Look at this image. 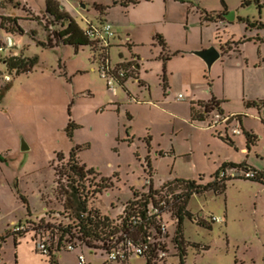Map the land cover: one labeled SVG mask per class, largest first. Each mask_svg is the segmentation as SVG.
I'll use <instances>...</instances> for the list:
<instances>
[{
  "label": "rangeland",
  "instance_id": "obj_1",
  "mask_svg": "<svg viewBox=\"0 0 264 264\" xmlns=\"http://www.w3.org/2000/svg\"><path fill=\"white\" fill-rule=\"evenodd\" d=\"M103 1L57 0L82 30L87 22L99 25L93 4ZM243 1H141L128 14L115 7L112 17L117 24L112 26L114 37L107 49L110 69L131 60L126 35L137 45L134 51L141 61L137 75L127 76L123 84L108 76L110 87L89 47L42 46L58 30H51L53 21L42 11L44 0H16L23 6L15 10L1 5L6 12L0 14L10 16L12 9L24 31L11 34L13 41L22 47L23 56L36 57L37 62L30 72L19 74L8 73L0 62L1 76L11 78L0 91V237H7L0 246V264H48L36 252L35 233L15 236L11 222H41L46 207L56 213L57 201L64 197H56L60 194L53 169L64 174L72 151L87 169L104 178L116 177L112 188L95 200L107 217L121 212V202L130 199L133 190L147 192V183L154 191L175 178L197 183L201 179L206 184L226 156H241L232 153L207 121L192 120L190 108L209 99L207 84L216 96L226 98V112H242L244 101L264 99V42L247 43L240 55H224L210 70L193 53L198 40L205 46L210 42L208 48L221 41L219 49L233 53L236 44L249 35L246 21L264 25V6L257 7L253 0L243 5ZM222 2L226 14H234L232 22L225 17L218 23L200 19L203 11L223 12ZM258 32L263 38L264 29ZM156 35L165 38V52L153 40ZM157 52L176 55L165 63L156 59ZM256 115L250 119L258 122ZM70 121L76 126L71 138L66 132ZM57 154L64 161H57ZM227 183L224 194L207 192L190 198L187 211L192 218L182 222L183 264H264V187L244 180ZM212 217L221 222H211ZM45 218L47 223L59 222L56 217ZM167 219L168 252L156 264H180L171 242L176 225ZM80 252L86 264L105 262L100 253L76 247L56 254V264H76ZM128 264L146 261L130 257Z\"/></svg>",
  "mask_w": 264,
  "mask_h": 264
},
{
  "label": "trees",
  "instance_id": "obj_2",
  "mask_svg": "<svg viewBox=\"0 0 264 264\" xmlns=\"http://www.w3.org/2000/svg\"><path fill=\"white\" fill-rule=\"evenodd\" d=\"M141 1L150 2L152 0H106L102 4H93V10L95 14L99 17L98 23L107 22L104 18L109 9L113 7H120L121 9L127 10L128 8L137 6ZM257 7L264 6L262 0H253ZM249 0H244L243 5L249 4ZM10 5L14 10L19 8V4L15 0H1V5ZM224 11L221 13H207L202 12L201 20L206 23H216L215 20L224 21L222 17L226 14L225 5ZM44 14L48 16L54 23V28L58 27L56 32H51L52 37H50L47 43H42L43 47L53 48V45H68L78 50L79 47H89L90 52L93 55L94 60L98 61V65L104 63L107 59V53L104 48H102L97 42L90 41L84 34V30L81 31L77 24L70 18L69 15L64 13V11L59 9V4L56 0H44ZM100 16H102L100 18ZM247 29L251 28H263L264 25L258 22H248L246 21ZM53 28V29H54ZM0 29H2L6 34L19 33L20 35L24 34V31L19 26L18 17H2L0 22ZM52 30V28H51ZM53 38L51 41L50 39ZM153 40L156 41V44L160 47L162 52L166 50V42L163 37L156 35L153 37ZM54 42V43H53ZM242 43V41L238 42ZM130 47V46H128ZM161 57L162 61L165 62L169 59L167 54ZM176 54H173L175 56ZM36 57L28 58L23 56L21 51V58H18L13 61H6L3 65L6 68L8 73L15 72L27 73L36 64ZM123 68V67H122ZM130 69V68H129ZM128 68L126 70H129ZM133 70H129L132 73ZM131 76V74H129ZM2 80V76L0 74ZM11 81V79H10ZM9 81V82H10ZM9 82H2V87L0 91L4 88H7ZM120 84H123L121 81ZM218 102L214 99H211L207 103L200 104L201 112H196L191 108V117L192 120H197L199 122L206 121V119L211 116V114L216 111L219 114ZM246 108H264V101L262 102H246ZM243 117L241 114H234L233 118L238 121ZM229 122L227 126L230 125ZM264 124L263 122H261ZM73 122H69L66 128L67 136L71 138L70 131L75 128ZM246 140L250 143V135L245 133ZM221 140L230 143L226 135L218 136ZM77 151V150H76ZM57 161H64V156L62 154L56 155ZM65 172L60 175L57 173L56 169L54 170V176L57 177V189L60 196L64 197L63 201H57L58 203L55 211L51 212L46 207L45 217H48L50 220H59L57 224L51 222L47 223L43 220L45 217L41 218V222L37 220L36 222H26V225L33 226L30 227V231L36 232L43 230L47 237L53 238L55 235L58 239L56 248L50 250L47 255H42L48 259V264H56L55 255L60 253L63 250V243L72 241L75 243H81L86 249L93 251L104 250L105 245L107 244L109 237L112 235H117L120 233L135 234L137 236L146 237V231L143 230L144 225H148V228L152 229L156 233V224L155 220H149L143 225H140L138 228L132 226L133 219H140L144 221L145 214L147 209L154 205L157 200L162 199L165 205L168 207V212L170 214L171 220L174 221L176 225L175 232L172 236L173 248L178 252L180 258V264H183V258L186 255V243L183 240L182 235V222L184 218H192V215L187 211V204L190 198L194 195H203L207 192H213L216 195L224 194L226 189V183L232 180H244L250 181L252 183H257L264 186V170H254L246 166H234L230 164H223L219 170L214 173L210 180L206 184L197 183L196 181H189L183 179H174L171 182H166L162 184L158 190H153L150 183H148L149 188L147 192H138L132 191L131 197L124 202H121V212L115 217H107L103 215L100 210L95 206V200L97 196L103 194V192H108L112 188V181L116 180V177L104 178L95 172L92 169H87L85 165L81 164L78 161L77 155L75 152H71L68 155L65 164ZM147 168L150 171L149 160L147 159ZM226 170H240V171H257L261 176L254 179H242V178H220L219 175ZM60 178V179H59ZM199 181H202L199 179ZM23 202L25 200L22 198ZM54 200V201H55ZM53 213V217L49 215ZM39 221V222H38ZM36 225V228H35ZM133 230L131 231V229ZM131 231V232H130ZM29 232V231H28ZM26 233V232H25ZM23 233V234H25ZM143 234V235H141ZM150 234V233H148ZM4 237H0V243L4 242ZM37 252V250H36ZM38 253V252H37ZM146 264H156L152 260L145 258ZM162 262V261H161ZM128 264V263H127Z\"/></svg>",
  "mask_w": 264,
  "mask_h": 264
},
{
  "label": "built area",
  "instance_id": "obj_3",
  "mask_svg": "<svg viewBox=\"0 0 264 264\" xmlns=\"http://www.w3.org/2000/svg\"><path fill=\"white\" fill-rule=\"evenodd\" d=\"M262 2L264 3V0H262ZM2 17L11 16H3L0 14V22ZM84 34L90 41L97 42L102 48H104L106 53L107 49L110 47V39L114 37L112 25L108 22L101 23L98 26H94L92 23L87 22V28L84 30ZM21 51L22 47L13 41L12 36L6 34L2 29H0V62L4 64L6 61H13L21 58ZM99 68L101 77L107 80L108 87L111 86V80L108 79V76L114 78L119 83L121 81L124 82L130 73L129 70H131H126L120 66H117L115 69L111 70L108 56L104 63L99 65ZM10 79V75L5 74L2 76V80L0 78V83L1 81L7 83L10 81ZM177 98L181 99L182 96L178 95ZM233 115H223L214 111L211 114L208 127L215 129L218 126H227L229 122H236V120L233 118ZM256 118L258 121L264 123V108H261V111L257 113ZM230 132L232 135L240 134V130L238 128H230ZM259 173L257 171L251 170H226L225 172H222L219 177L242 178L247 180L260 177L261 175ZM262 180L264 181V177ZM165 216L169 217L167 220H171L168 207L165 205L164 201L162 199L157 200L154 205H151L147 209L144 221L137 218L132 220V226H134L133 228H138L145 222L154 219L157 226L156 233L153 232L151 228L149 229L148 225H144L143 230L146 231V237L137 236L135 234L120 233L109 237V240L102 252L93 250L89 251L93 253H100V255L105 258L104 264H127L130 257H138L143 259L148 258L153 262H161L168 252L166 244V240L168 238V226L167 221L165 222L164 220ZM210 220L211 222H221V219L214 217L210 218ZM30 227L32 228L33 226L26 224L18 226L14 225L12 228V234H23L27 231H30ZM34 233V238L37 240L36 250L38 253L47 255L52 247L56 248L58 239L55 235L53 238L47 237L48 234L46 235L43 230L36 231ZM76 247L84 246L81 243L78 244L72 241L64 242L62 251H74ZM85 262L86 259L84 254L82 252L78 253L76 257V264H86Z\"/></svg>",
  "mask_w": 264,
  "mask_h": 264
},
{
  "label": "crops",
  "instance_id": "obj_4",
  "mask_svg": "<svg viewBox=\"0 0 264 264\" xmlns=\"http://www.w3.org/2000/svg\"><path fill=\"white\" fill-rule=\"evenodd\" d=\"M56 2H57V0H56ZM17 3L20 6H23L21 2H17ZM116 7H118V6H116ZM134 7H136V6H134ZM134 7L128 8L127 10L122 9L123 10L122 13L128 14L129 9H133ZM114 8L115 7L109 9L106 13V16H104L105 20L108 23H110L112 26H115L117 24L115 22V19H113V17H112V11ZM59 9L64 11V13H66L68 15V13L64 10V8H60V6H59ZM0 11L6 12V10L2 9V7L0 8ZM42 11L44 12V7H43ZM207 13H209V12H207ZM217 13H221V12H217ZM225 15H227V14H225ZM10 16L18 17L16 15V12H14L12 9H11ZM200 19H201V15H200ZM126 20H127V18H126ZM215 21H216V23L224 22V21H220V20H215ZM200 22H201V20H200ZM228 23H230V22H228ZM258 23H260V21ZM77 27H79V26L77 25ZM50 28H54V23L50 24ZM80 30L83 31L82 29H80ZM245 30L248 31L249 35L247 37H244L246 39L243 40L241 44L235 43L237 46V50L236 51L234 50L233 53H232V50L229 52L228 51L223 52L221 49H219L221 46H223L221 44L222 42L219 41V45H218L219 47L216 46L215 48L220 52V58H222L224 55H227V57H231L233 55H235V56L240 55L241 49L247 43H250L252 41H256L257 43L258 42H264V37L262 38L260 36V34L258 32V30H259L258 28H251V29H245ZM217 36H218V34H216V38L220 39V37H217ZM48 39H49V37H48ZM163 39L165 40L164 37H163ZM126 40H127L128 45L130 46V47H128L129 48L128 50L131 53V60H130V62H128L126 64H122L121 66L124 69L130 68L133 71H132V73H129V74H131V76H136L137 72H138V65H139L141 59L138 56V54L135 53V51H134V49H135V47H137V45H135L134 43H131L130 37L128 35H126ZM209 45H210V42L208 43V45L205 46L202 40H198V42L196 43V46L193 47V50H196V51L205 50L206 48H208ZM229 54H230V56H229ZM258 54H259V52H258ZM167 55H169V59L167 61H165V63L166 62L168 63L170 61V59L173 57V54L169 53ZM162 56L163 55L161 54V52H157V58L156 59L162 61V59H161ZM139 67H140V65H139ZM129 74H128V76H130ZM207 85L209 87V89H208L209 94H210L209 99H207L205 101H198L197 104L195 105L196 108H194V107H191V108H193L196 112H199L198 108L200 107L199 106L200 104L207 103L211 99H214L216 102L219 103L218 108H219V111L221 114H223V115L241 114L243 116L240 118V120L230 123L229 126H225V125L224 126H218L217 128L214 129L217 132L218 136H222V135L227 136L228 140L230 141V143H228V145L230 146L231 151H233L232 153L241 155V156L234 157V158H232L231 156H226L225 159L221 161V163L219 164V167H217V169L214 171V173H216L223 164H230V165H234V166L241 165V166H246L248 168H252V169L258 170V171L264 170V124H262L260 121L255 122V121L250 119L252 117V114H254L255 112L258 113V109L245 107L246 102H261V101L263 102L264 99H259L257 101H251V100L244 101L243 102L244 110L242 112H226L224 110V108H225L224 105L226 103H228L226 98L224 96H222V97L216 96L215 93L213 92V90L211 89V85L210 84H207ZM178 95H180V94H178ZM191 108H190V112H191ZM210 119H211V116L206 119L207 123H209ZM254 122L257 123V125ZM230 128H238L240 130V134L239 135H232L231 134V137H229L228 131H230ZM259 128L262 129L261 132H260ZM245 133L249 134L250 137H252V138H250V141H251L250 143L247 142L246 137L244 135ZM241 135L243 138L241 137V140L240 139L237 140V138L240 137ZM150 143H151V140L148 141V145ZM175 179H180V178H175ZM200 183L203 184L202 181H200ZM227 184L228 183H226V187H227ZM254 184H257V183H254ZM257 185L262 186L260 184H257ZM262 187H264V186H262ZM28 216H30V213H28ZM26 222H30V221L27 220ZM11 223L13 224V226L15 225L14 222H11ZM18 225H24V224H18ZM18 225H15V226H18ZM21 235L23 236V234H18L15 236H21ZM6 238L7 237H5L4 240H6ZM0 246H1V243H0Z\"/></svg>",
  "mask_w": 264,
  "mask_h": 264
},
{
  "label": "water",
  "instance_id": "obj_5",
  "mask_svg": "<svg viewBox=\"0 0 264 264\" xmlns=\"http://www.w3.org/2000/svg\"><path fill=\"white\" fill-rule=\"evenodd\" d=\"M80 8H84V5L81 4ZM225 19L227 20V22H232L234 20V14L230 13L225 15ZM193 53L205 63L208 70H210L211 66L220 58V52L214 47H210L205 50L195 51ZM23 149L25 150L26 147L24 146Z\"/></svg>",
  "mask_w": 264,
  "mask_h": 264
}]
</instances>
